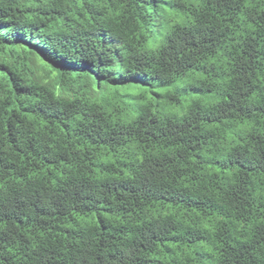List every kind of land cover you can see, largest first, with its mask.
Here are the masks:
<instances>
[{
	"label": "trees",
	"instance_id": "trees-1",
	"mask_svg": "<svg viewBox=\"0 0 264 264\" xmlns=\"http://www.w3.org/2000/svg\"><path fill=\"white\" fill-rule=\"evenodd\" d=\"M0 264H264V0H0Z\"/></svg>",
	"mask_w": 264,
	"mask_h": 264
}]
</instances>
